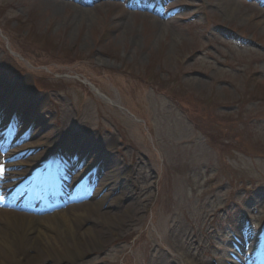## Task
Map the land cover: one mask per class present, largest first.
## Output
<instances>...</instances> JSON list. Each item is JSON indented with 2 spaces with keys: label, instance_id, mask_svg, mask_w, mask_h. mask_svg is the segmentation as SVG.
Wrapping results in <instances>:
<instances>
[{
  "label": "rangeland",
  "instance_id": "obj_1",
  "mask_svg": "<svg viewBox=\"0 0 264 264\" xmlns=\"http://www.w3.org/2000/svg\"><path fill=\"white\" fill-rule=\"evenodd\" d=\"M97 66L104 77L88 71ZM0 94L9 110L21 104L28 137H64L82 168L98 158L105 192L92 199L109 192L98 208L126 216L119 226L107 219L118 232L103 228L106 244L72 261L63 246L50 248V262L230 264L257 255L264 0H0ZM109 169L120 175L115 188Z\"/></svg>",
  "mask_w": 264,
  "mask_h": 264
},
{
  "label": "bare ground",
  "instance_id": "obj_2",
  "mask_svg": "<svg viewBox=\"0 0 264 264\" xmlns=\"http://www.w3.org/2000/svg\"><path fill=\"white\" fill-rule=\"evenodd\" d=\"M237 4L240 5V3ZM57 42L58 41L55 40V43ZM96 61V65L99 66L112 65V63L107 59L98 57L96 58ZM88 71L103 77L107 74V71L104 68H100L98 66L97 68H90ZM112 73L111 67L109 74ZM28 90V84L23 81L21 85V97L26 98L25 91L29 92ZM94 92L98 96L104 98V95L99 91ZM0 98H2L0 99V105H4V108H6L4 114L6 115L11 113L13 109L11 108L9 110L6 97L4 98V96L0 94ZM105 99L109 103L115 104V102L111 99L107 97H105ZM17 106L21 107L20 104ZM66 121L67 118H63L60 124H63L64 127H66ZM108 141L113 143L112 138ZM61 143H63L62 137L59 138V140L57 139L55 141L46 142L44 137L37 138L33 133L28 143L20 150L27 148H41L42 150L40 152H35L32 156L23 158L17 162L16 160L9 159L5 162L4 175L9 172L14 174L16 166L18 167L16 169L18 172H15V174L24 175L40 162L39 167L41 169L53 167V169L56 170L57 161L54 159L51 149H57L58 145ZM50 146L52 147L51 149L48 148ZM82 154L86 155L85 153ZM13 155L14 154H11L9 157H12ZM23 167H26L27 169H23ZM106 171L105 182L110 183V188H112V186L115 188L117 186V182L114 184V181L118 180L120 175H117L115 172L116 170L113 169ZM47 175L48 173H45L46 177ZM10 177L13 178L12 175ZM0 179L3 182L9 181V179L3 175H1ZM172 189H174V187H172ZM98 191L103 194L105 192L104 187L101 185ZM108 196L109 192L108 194H104L98 198V202L93 201L91 203L86 202L81 205L70 206L67 211H61L58 213L55 212L54 214L43 218L33 213L15 215L8 212H0V264H58L57 262L54 263L52 261V263L49 261L51 257L50 248L57 249L63 246L65 248L64 254L66 255V259L72 261L75 258L82 256L87 251L95 250L96 246L101 247L102 244H106L108 242V236L106 232L103 231V228H106V230L110 229L116 234L118 232L116 226L127 222L126 216L122 215L123 213H117L116 211L102 213L101 209L98 208L102 202V198L106 200ZM44 200V198L41 199V201ZM42 208L43 205H41L38 209L35 208V211ZM127 210H129V207L125 208V211ZM94 218L102 219L101 228H97L93 223H91ZM109 218H111V220H115L116 226L114 223H111V221H107ZM65 225H69L70 227L67 230L63 229ZM55 229L61 230L60 235L55 234ZM147 236V234H143L140 241L150 242ZM124 239L122 242H124ZM127 240L128 238L125 241ZM115 252L117 253L116 250ZM230 264L249 263L240 261L230 262Z\"/></svg>",
  "mask_w": 264,
  "mask_h": 264
}]
</instances>
